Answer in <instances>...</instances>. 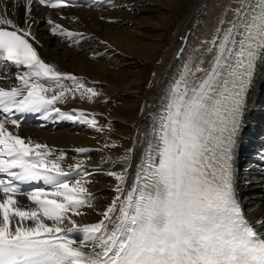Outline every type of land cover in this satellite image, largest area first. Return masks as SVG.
Masks as SVG:
<instances>
[{
  "label": "snow or ice",
  "instance_id": "1",
  "mask_svg": "<svg viewBox=\"0 0 264 264\" xmlns=\"http://www.w3.org/2000/svg\"><path fill=\"white\" fill-rule=\"evenodd\" d=\"M74 7L77 0H0V264H264V219L247 218L235 188L248 100L264 85V0H228L210 39L187 58L178 50L155 111L141 109L148 128L119 158L102 157L107 170L65 167V151L16 131L26 114L112 129L98 114L67 108L99 100L96 83L60 71L34 46L37 9L64 19ZM41 23L73 44L92 39L51 18ZM91 151L74 149L82 158ZM96 173L116 181L103 211L86 186ZM89 210L96 222H82Z\"/></svg>",
  "mask_w": 264,
  "mask_h": 264
},
{
  "label": "bare ground",
  "instance_id": "2",
  "mask_svg": "<svg viewBox=\"0 0 264 264\" xmlns=\"http://www.w3.org/2000/svg\"><path fill=\"white\" fill-rule=\"evenodd\" d=\"M227 3L228 0H115L100 9L95 5L66 8L64 13L69 18L64 19L52 10L37 9V23L32 31L38 42L34 46L41 58L62 72L84 77L90 84L96 83L97 90L103 93L94 103H74L67 108L98 114L99 123H110L112 129L109 133L98 134L73 122L45 121L37 117L34 124L24 125L16 131L26 140L65 151V167L83 163L90 170L98 165L107 170L110 165L104 163L102 157L119 158L132 146L138 130L142 135L148 128L149 123H142L145 115L141 109L155 111L169 78L177 71L178 50L183 46L187 58L201 41L210 39L220 26L219 21L225 19ZM123 4L134 8L114 10L115 5ZM77 17L79 23L75 22ZM49 18L75 32H94L108 44L94 38L73 44L54 36L50 27L41 23ZM232 18L229 13L227 19ZM110 19L115 23L108 22ZM185 36L188 39L182 45L181 38ZM210 59L211 56L205 58V68ZM0 86L4 85L0 83ZM104 100L108 102L102 103ZM248 109L236 158L235 188L247 218L255 221L264 219V163L260 160V152L264 150V85L257 84L248 100ZM106 140L121 147L112 151L104 149ZM79 147L93 151L88 158H82L74 152ZM242 170L246 174L244 177L240 174ZM115 184L113 178L96 173L86 185L96 196L94 203L99 211H103L116 195ZM20 199L27 202L25 197ZM98 219L89 210L82 222Z\"/></svg>",
  "mask_w": 264,
  "mask_h": 264
},
{
  "label": "rangeland",
  "instance_id": "3",
  "mask_svg": "<svg viewBox=\"0 0 264 264\" xmlns=\"http://www.w3.org/2000/svg\"><path fill=\"white\" fill-rule=\"evenodd\" d=\"M240 174L242 175V177H244L246 175L245 173L243 174V170H242V173H240Z\"/></svg>",
  "mask_w": 264,
  "mask_h": 264
}]
</instances>
